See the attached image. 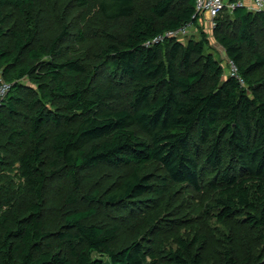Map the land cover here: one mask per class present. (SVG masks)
<instances>
[{"label":"trees","instance_id":"16d2710c","mask_svg":"<svg viewBox=\"0 0 264 264\" xmlns=\"http://www.w3.org/2000/svg\"><path fill=\"white\" fill-rule=\"evenodd\" d=\"M196 3L0 0V264H264V11L215 20L237 79L147 46Z\"/></svg>","mask_w":264,"mask_h":264},{"label":"built area","instance_id":"2783aa9c","mask_svg":"<svg viewBox=\"0 0 264 264\" xmlns=\"http://www.w3.org/2000/svg\"><path fill=\"white\" fill-rule=\"evenodd\" d=\"M256 9L254 11H264V0H255ZM245 7L242 2H230L227 3L225 0H197L196 3V17L209 18L212 23V28L215 30L217 24L215 22L216 18L224 11V9H230L231 11L237 8ZM195 18V17H194ZM191 26L183 27L180 30L167 32L163 36L156 38L152 43H148L147 46L151 44H158L163 42L165 39L183 40L189 36ZM227 66L229 68V76L232 78L239 79L238 68L234 62L227 60ZM240 83L244 85L243 80ZM11 89L6 83H2L0 86V106L5 102L7 95Z\"/></svg>","mask_w":264,"mask_h":264},{"label":"crops","instance_id":"0c3cea01","mask_svg":"<svg viewBox=\"0 0 264 264\" xmlns=\"http://www.w3.org/2000/svg\"><path fill=\"white\" fill-rule=\"evenodd\" d=\"M227 3H230V2H234V1H238V2H242L244 4V6L248 9V10H252L254 11L256 9V4H255V0H225ZM191 33L193 35H198L199 30H202V32H205V33H208L209 35V38L212 42H214V29L212 28V23L211 21L209 20V18H202L198 24L194 27H192L191 29ZM197 36V37H198ZM216 43V42H215ZM214 48L220 52V55L224 57V60L225 59H228L227 58V55H226V52L225 50L219 45L216 43V45L214 46Z\"/></svg>","mask_w":264,"mask_h":264},{"label":"rangeland","instance_id":"374dc122","mask_svg":"<svg viewBox=\"0 0 264 264\" xmlns=\"http://www.w3.org/2000/svg\"><path fill=\"white\" fill-rule=\"evenodd\" d=\"M205 18H206V17H205ZM207 34H208V33H207ZM191 35H193V34L191 33V30H190V33H189L188 38L183 39V40H181V41H183V43L186 44V43L188 42V39H189V38L191 39V37H190ZM199 36H200V35H199ZM199 36L197 37V40L200 39ZM213 36H214V34H213ZM209 39H210V38H209ZM215 42L217 43L215 37H214V42H212V41L210 40L211 49L208 50V53H209V54H213V55H215L216 60H219V61L222 62V67L225 69V76H228V75H229V68H228V66H227V60H228V59H225V60H224V57L220 55V52H218V51L214 48V46L216 45ZM217 44H218V43H217ZM218 227L220 228V226H218Z\"/></svg>","mask_w":264,"mask_h":264}]
</instances>
